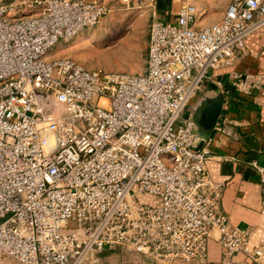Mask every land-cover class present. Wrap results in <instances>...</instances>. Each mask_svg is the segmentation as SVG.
Returning a JSON list of instances; mask_svg holds the SVG:
<instances>
[{
    "label": "built area",
    "instance_id": "1",
    "mask_svg": "<svg viewBox=\"0 0 264 264\" xmlns=\"http://www.w3.org/2000/svg\"><path fill=\"white\" fill-rule=\"evenodd\" d=\"M107 12L99 0H0V264H87L113 248L204 264L213 232L220 264L240 252L264 264L252 229L223 212L208 139L186 113L209 71L245 54L264 0H232L204 27L193 3L171 20L153 14L144 72L55 55ZM229 78L214 80L224 93L264 94V72ZM252 165L264 208V166Z\"/></svg>",
    "mask_w": 264,
    "mask_h": 264
},
{
    "label": "crops",
    "instance_id": "2",
    "mask_svg": "<svg viewBox=\"0 0 264 264\" xmlns=\"http://www.w3.org/2000/svg\"><path fill=\"white\" fill-rule=\"evenodd\" d=\"M165 3L166 7L162 5V8L154 14L163 21L174 19L183 4L175 6ZM226 10L227 7L214 18L208 17L204 21L198 19V27L220 21ZM245 45V54L234 66L209 71L211 79L202 84L190 104L205 93L213 94L221 90L214 80H222L227 88L230 87L229 72L231 71L264 72V26L248 36ZM146 67L145 62V68L140 72H144ZM223 94L222 113L205 144L212 153L208 161V171L212 179L222 186L221 207L230 223L252 229L250 248L264 246L261 183L259 174L252 165L256 162L264 166V94L255 91L252 95H245L235 90ZM186 113L190 115L188 111ZM148 199L157 202L155 198L148 197ZM117 250L127 251L113 248L103 252ZM221 258L222 248L217 240V232H213L208 241V259L204 264H220ZM236 259L238 264H256L241 252L236 255ZM179 264L195 263L180 262Z\"/></svg>",
    "mask_w": 264,
    "mask_h": 264
},
{
    "label": "rangeland",
    "instance_id": "3",
    "mask_svg": "<svg viewBox=\"0 0 264 264\" xmlns=\"http://www.w3.org/2000/svg\"><path fill=\"white\" fill-rule=\"evenodd\" d=\"M108 8L99 24L84 29V40L60 43L56 56L72 57L84 66L107 72L140 73L145 68L149 46V27L161 6L193 3L198 19L219 16L232 0H99ZM158 16V15H157ZM156 264L150 258L127 251L103 252L100 260L87 264Z\"/></svg>",
    "mask_w": 264,
    "mask_h": 264
},
{
    "label": "water",
    "instance_id": "4",
    "mask_svg": "<svg viewBox=\"0 0 264 264\" xmlns=\"http://www.w3.org/2000/svg\"><path fill=\"white\" fill-rule=\"evenodd\" d=\"M224 105V94L221 90L216 93H205L189 104L186 110L190 113L194 130L201 140H207L221 113Z\"/></svg>",
    "mask_w": 264,
    "mask_h": 264
},
{
    "label": "bare ground",
    "instance_id": "5",
    "mask_svg": "<svg viewBox=\"0 0 264 264\" xmlns=\"http://www.w3.org/2000/svg\"><path fill=\"white\" fill-rule=\"evenodd\" d=\"M84 39H85V37H83V35H78V36L76 37L75 43H77V42H79V41H82V40H84Z\"/></svg>",
    "mask_w": 264,
    "mask_h": 264
}]
</instances>
